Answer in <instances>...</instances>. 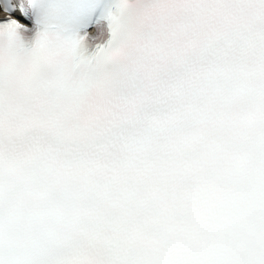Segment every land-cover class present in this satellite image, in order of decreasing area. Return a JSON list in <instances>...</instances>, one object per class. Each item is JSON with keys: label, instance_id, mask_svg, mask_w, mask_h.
Listing matches in <instances>:
<instances>
[{"label": "snow or ice", "instance_id": "snow-or-ice-1", "mask_svg": "<svg viewBox=\"0 0 264 264\" xmlns=\"http://www.w3.org/2000/svg\"><path fill=\"white\" fill-rule=\"evenodd\" d=\"M0 264H264V0H0Z\"/></svg>", "mask_w": 264, "mask_h": 264}]
</instances>
